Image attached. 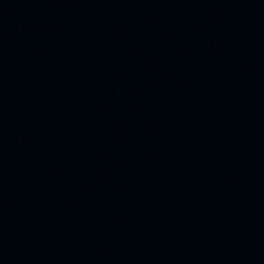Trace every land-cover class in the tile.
<instances>
[{"label": "water", "instance_id": "water-1", "mask_svg": "<svg viewBox=\"0 0 264 264\" xmlns=\"http://www.w3.org/2000/svg\"><path fill=\"white\" fill-rule=\"evenodd\" d=\"M0 264H264V0H0Z\"/></svg>", "mask_w": 264, "mask_h": 264}]
</instances>
